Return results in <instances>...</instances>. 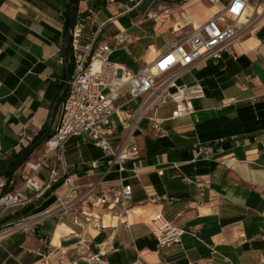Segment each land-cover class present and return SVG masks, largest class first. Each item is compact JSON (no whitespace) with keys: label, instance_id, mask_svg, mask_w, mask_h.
<instances>
[{"label":"crops","instance_id":"crops-1","mask_svg":"<svg viewBox=\"0 0 264 264\" xmlns=\"http://www.w3.org/2000/svg\"><path fill=\"white\" fill-rule=\"evenodd\" d=\"M213 1L80 0L79 16L87 18L86 34L102 28L101 37L116 47L111 61L138 72L211 20L222 9ZM258 1L243 36L177 80L205 88L193 114L173 119L169 103L159 110V130L143 113L128 132L122 121L138 115L141 100L121 92L109 142L114 152L125 143L139 151L124 170L95 142L78 138L63 154L43 145L19 168L14 188L25 203L5 222L56 212L2 240L0 264H95L91 258L102 248L104 264H264V0H251ZM68 8L69 0H0V160L21 154L48 127L73 69L71 51H64ZM123 31L126 41L118 47L115 36ZM25 169L49 186L42 197L25 186ZM124 184L133 189L127 213L111 207ZM104 196L108 202L100 204ZM158 213L185 229L181 242L159 244ZM74 238L79 241L64 245Z\"/></svg>","mask_w":264,"mask_h":264},{"label":"built area","instance_id":"built-area-1","mask_svg":"<svg viewBox=\"0 0 264 264\" xmlns=\"http://www.w3.org/2000/svg\"><path fill=\"white\" fill-rule=\"evenodd\" d=\"M213 2L222 6V9L211 20L188 36L176 40L168 51L138 72L129 71L111 61L110 56L116 47L101 37L102 28H97L92 34H86L87 18L79 16L70 41L73 69L53 125V133L44 144L46 149L50 153L63 154L66 144L72 138L92 141L105 153L113 155L120 170H124L123 162L139 158L138 148L135 145L124 146L125 143L114 152L109 139L110 124L116 111L114 103L125 89L133 100H141L138 115L122 121L123 128L128 132L133 130L135 120L143 113L152 129L159 130L162 124L158 117L159 110L169 103L175 104L173 119L193 114L194 101L205 98V88L200 83L190 86L179 85L177 80L180 75L186 68L222 51L243 36L251 21L248 17L249 9L253 8L254 12L259 13L260 7L259 1L253 5L251 0ZM187 23L191 24L189 20ZM126 37V31L115 36L118 47L125 43ZM149 113L152 115L147 116ZM235 163L236 159L232 158L225 162V165L231 168ZM45 165H48L46 160L43 161V166ZM55 177V171L52 170L50 180H54ZM22 180L25 186L36 192L37 197H42L49 188L48 185L41 186L27 169L22 172ZM12 184L13 182L9 183L6 178L0 177V243L17 229H27L30 224L38 225L42 219L56 212L48 209L16 224H7L5 219L8 212L25 203L21 188L11 189ZM67 184L70 187L68 195L75 194L76 190L70 186L69 179ZM200 194L204 195L203 188ZM132 195V186L124 184L114 192L111 207L121 208L123 213H127L126 202ZM63 201V198H58L61 211L68 209ZM99 201L100 204L108 202L105 196ZM153 222L156 224L158 242L162 247L181 242L186 234L184 228L167 220L162 213H158ZM106 254L108 250L102 248L91 260L95 264H104L103 257Z\"/></svg>","mask_w":264,"mask_h":264},{"label":"water","instance_id":"water-1","mask_svg":"<svg viewBox=\"0 0 264 264\" xmlns=\"http://www.w3.org/2000/svg\"><path fill=\"white\" fill-rule=\"evenodd\" d=\"M79 2H80V0H69V6L71 9V17H70L69 32H68L67 37L65 39V44H68L72 40L73 34L75 32L78 17H79ZM69 79H70V74H68V78H67L64 90L61 92L58 100L53 105L52 112L50 115V119L48 122V127H47L43 137L38 142H36L35 144L28 146L16 159H14L10 163L11 166H13L15 168L22 167L24 164L27 163V161L32 157V155L45 144L47 138L49 137V135L51 133L52 127H53L56 111L58 110V108H59V106H60V104L64 98L65 92L67 91ZM78 241H79V238H74L72 240H69L68 242H65L64 245L69 246V245L74 244Z\"/></svg>","mask_w":264,"mask_h":264},{"label":"trees","instance_id":"trees-1","mask_svg":"<svg viewBox=\"0 0 264 264\" xmlns=\"http://www.w3.org/2000/svg\"><path fill=\"white\" fill-rule=\"evenodd\" d=\"M169 1V0H166ZM66 20H65V35L67 36L68 32H69V26H70V17H71V9L70 6L66 12ZM71 49V44H65L64 45V51L66 52V56L69 54V51ZM46 129H44L41 134H39L35 140L34 143L38 142L44 135ZM20 154L14 156L11 159H5V160H0V177H4L8 180V182H13L11 189L14 188V186L16 185V181L14 179L15 177V173L19 170V168H15L13 166L10 165V163L16 159Z\"/></svg>","mask_w":264,"mask_h":264},{"label":"rangeland","instance_id":"rangeland-1","mask_svg":"<svg viewBox=\"0 0 264 264\" xmlns=\"http://www.w3.org/2000/svg\"><path fill=\"white\" fill-rule=\"evenodd\" d=\"M252 1H254V0H252ZM213 4L215 5V3L213 2ZM122 62H126L125 60H121ZM127 63V62H126ZM127 65H129L128 63H127ZM129 67H131V65H129ZM138 102V101H137ZM139 103V102H138ZM118 104V103H117Z\"/></svg>","mask_w":264,"mask_h":264}]
</instances>
